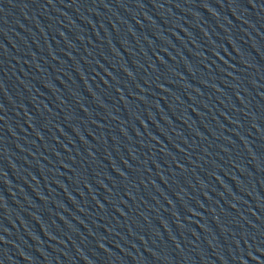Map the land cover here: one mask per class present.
<instances>
[{
	"label": "water",
	"instance_id": "1",
	"mask_svg": "<svg viewBox=\"0 0 264 264\" xmlns=\"http://www.w3.org/2000/svg\"><path fill=\"white\" fill-rule=\"evenodd\" d=\"M0 264H264V0H0Z\"/></svg>",
	"mask_w": 264,
	"mask_h": 264
}]
</instances>
